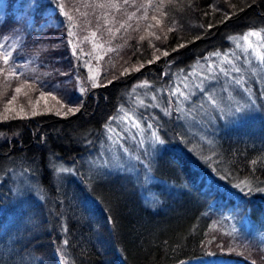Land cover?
Listing matches in <instances>:
<instances>
[{
    "label": "trees",
    "instance_id": "1",
    "mask_svg": "<svg viewBox=\"0 0 264 264\" xmlns=\"http://www.w3.org/2000/svg\"><path fill=\"white\" fill-rule=\"evenodd\" d=\"M0 15V36L21 35L19 54L38 55L45 73L43 79L30 71L17 76L0 55V107L19 83L46 90L39 79L47 81L49 72L58 83L73 76L74 92L78 82L83 86L73 93L79 108L69 116L0 121L8 137L0 139V264H177L209 253L264 264L257 239L231 232L225 216L251 209L253 219L263 218L264 195L249 192L264 189L261 73L252 78V102L237 105L234 91V112L243 110L234 118L216 117L206 142L198 131L205 135L207 126H187L169 93L196 62L230 49L232 37L264 29V0H5ZM111 18L114 23L107 22ZM93 34L106 49L96 61L97 84L76 64L78 56L74 71L69 56L71 40L90 51ZM156 50L163 56L151 63ZM141 62L143 68L127 72ZM141 84L150 87L156 106L146 101L148 108L137 109L163 141L151 198L133 173L89 163L109 120ZM159 90L168 92L161 97ZM199 91L204 100L211 92L223 103L232 95L218 83ZM158 105H170L171 113ZM188 118L201 121L197 112Z\"/></svg>",
    "mask_w": 264,
    "mask_h": 264
},
{
    "label": "rangeland",
    "instance_id": "2",
    "mask_svg": "<svg viewBox=\"0 0 264 264\" xmlns=\"http://www.w3.org/2000/svg\"><path fill=\"white\" fill-rule=\"evenodd\" d=\"M5 0H0V14L4 12ZM1 16V15H0ZM108 23H114V19L107 20ZM34 28V27H31ZM30 30V28H28ZM153 31V26L149 28ZM258 32L260 35H249L248 40H244L243 37L250 32ZM0 45H3L1 50L3 53L8 51L12 52V56L9 57L8 68L14 69L15 74L19 76V73L24 71L34 73H40L37 78H45V73L39 72L38 68L43 65L39 59V56H31L27 51L22 56L19 54L22 47V37L13 35L11 40L6 41L10 36H0ZM101 35L93 34L90 37L92 47L90 51H83L84 46L79 45L75 40L70 41L69 56L72 59V69L76 71V65L73 62L75 60L77 65H81L85 70L86 75L94 84H97V78L99 77V64L96 62L103 57L106 52L103 44H100ZM231 47L223 52H214L207 56L205 59L196 62L191 70L187 73V76H182L178 83L174 82L169 93L171 100L175 108L178 107L183 119H187V126H194L198 123V127L204 129L207 126L205 135L203 132L198 131L200 139L206 142L207 131L216 129L217 123L216 117L223 120L224 117L234 118L238 112H234V91L237 92L235 103L250 102V91L255 89L256 85L252 81L254 72L261 73V80L264 81V61L260 60L261 56H264V29H253L244 32L239 35H235L230 39ZM249 44L251 48H249ZM100 51V52H98ZM32 52V51H31ZM87 53V54H86ZM71 54V55H70ZM165 55V54H164ZM163 56V55H162ZM157 50L155 51V58L151 61L161 59L162 57ZM230 62H226L225 57ZM150 63V62H149ZM145 63H135L134 66L128 68L127 72L137 71L143 68ZM228 69V75L223 74L221 68ZM239 68L240 71L236 72L235 69ZM77 72H74V74ZM44 74V75H43ZM55 72H49L46 74V80H40L43 87L46 90L37 91L33 82L26 81L19 83L13 90V95L4 99V104L0 107V121L13 120L19 118H29L38 114H44L53 112L62 116H69L78 110L76 103L77 96L73 97V93L81 94L83 92V86L81 82H78L77 90L71 87V77L65 75L64 79L58 83L54 81ZM65 74V73H62ZM49 79V80H48ZM234 79H241L242 84L237 85ZM79 77L75 78L78 81ZM201 80L203 84L201 85ZM211 83H218L226 91H232V95L225 103L219 102L220 107L213 106L210 102L204 100L203 93L207 90V86ZM188 87L185 88L184 85ZM197 85H201L197 87ZM213 85V84H212ZM16 88H20L19 92H16ZM180 88L182 91L189 93L188 99L174 94V90ZM168 89V90H169ZM168 90H159V95L162 97L167 94ZM136 94H133L132 99L129 98L126 106L120 108L119 112L109 120L105 127L102 139L99 142L98 150L94 153V156L89 158V163L98 168H106L111 171H129L133 173V176L141 182L143 188H147L145 191L147 196L151 198L154 194L153 189L150 188L152 184L157 183V178L153 174V166L155 158H157L160 152L161 143H158L153 137L152 133L157 135V128L151 122H146L143 116L140 114L138 107L148 108L143 106L150 101L149 92L150 87L146 84H141L135 88ZM154 97H158V93H153ZM251 96H254L251 95ZM217 99V98H216ZM156 100L150 101L149 108L156 106ZM73 102V103H70ZM181 102V103H180ZM252 102V100H251ZM167 109H163L161 105L158 108L163 112L166 111L169 115L171 112L170 105ZM71 109V111H69ZM35 112V115L33 113ZM191 112H197L201 115V121L195 119H189ZM158 136V135H157ZM159 137V136H158ZM8 139L3 132H0V139ZM160 139V138H159ZM218 185V183H216ZM264 195V192H262ZM227 216L230 220L227 223L228 228L232 232H236L237 235H244V237H251L257 239L258 243L264 248V214L262 219H253L251 215V209L244 210L237 214L235 212H228ZM223 257H216L209 253L207 257L195 258L194 260L184 261L177 264H237V258L230 257V260H224Z\"/></svg>",
    "mask_w": 264,
    "mask_h": 264
},
{
    "label": "snow or ice",
    "instance_id": "3",
    "mask_svg": "<svg viewBox=\"0 0 264 264\" xmlns=\"http://www.w3.org/2000/svg\"><path fill=\"white\" fill-rule=\"evenodd\" d=\"M65 15L67 16V13H65ZM69 20H71V17H69ZM69 35H72V33H69ZM249 35H254V36H255V35H260V33H258V32H254V31H253V32H250V33L246 34V35L243 37V39H244L245 41L248 40V36H249ZM2 47H3V45H0V48H2ZM249 48H251V45H250V44H249ZM164 54L167 55V53H164ZM0 55L3 56V64H4V65H8V64H9V57L12 56V52H11V51H8V52H6V53H0ZM225 59H226V62H230V61L227 60V56L225 57ZM260 60H261V61H264V56H261V57H260ZM0 71H4V69H0ZM220 71H221L223 74L228 75V69L222 67V68L220 69ZM235 71H236V72H239L240 69L237 68V69H235ZM234 82H235L237 85H240V84L243 83V81H242L241 79H234ZM202 84H203V80H201V85H202ZM201 85H197V87H200ZM184 87L187 88L188 85L185 84ZM19 91H20V88H16V92H19ZM174 94H179L180 96L184 97V99H188L189 96H190L189 93H186L185 91H182L180 88H176V89L174 90ZM206 99H207V101L210 102L213 106H215V107H217V108L220 107V104H219L218 100L216 99V97H215L211 92L206 93ZM242 110H243V107H242V106H241V107H236V109H235V111H237V112H240V111H242ZM69 111H71V109H70ZM33 115H35V112L33 113ZM152 135H153V137L156 139V141H157L158 143H163V141H161V140L159 139V137L156 135L155 132H153ZM254 163H255V162H254ZM58 171H59V172H68V171H70V169H67V168H60ZM242 185H244V186H248V182H247V181H244V182H242ZM253 190H258V191L264 192V189H252V188H249V192H251V191H253ZM65 243H67V241H65Z\"/></svg>",
    "mask_w": 264,
    "mask_h": 264
}]
</instances>
